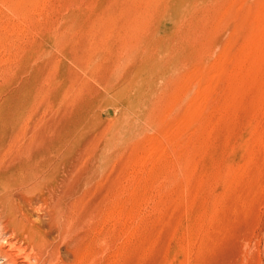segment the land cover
Here are the masks:
<instances>
[{"label":"rangeland","instance_id":"1","mask_svg":"<svg viewBox=\"0 0 264 264\" xmlns=\"http://www.w3.org/2000/svg\"><path fill=\"white\" fill-rule=\"evenodd\" d=\"M0 225L28 264H264V0H0Z\"/></svg>","mask_w":264,"mask_h":264},{"label":"bare ground","instance_id":"2","mask_svg":"<svg viewBox=\"0 0 264 264\" xmlns=\"http://www.w3.org/2000/svg\"><path fill=\"white\" fill-rule=\"evenodd\" d=\"M2 228L3 227H1L0 225V237L1 240H3V244H7V248L5 245V248H3L4 246H0V264H28L30 261L29 255L25 253V250L23 248L21 249L20 246H18L15 242L11 241L10 235H8L7 232L6 234L5 231H3L5 229L1 230Z\"/></svg>","mask_w":264,"mask_h":264}]
</instances>
